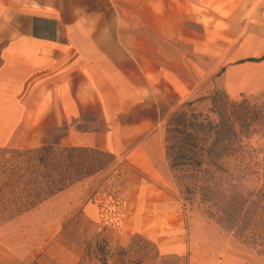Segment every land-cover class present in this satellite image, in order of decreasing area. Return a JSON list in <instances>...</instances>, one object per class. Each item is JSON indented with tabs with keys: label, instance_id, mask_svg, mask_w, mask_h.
<instances>
[{
	"label": "crops",
	"instance_id": "obj_1",
	"mask_svg": "<svg viewBox=\"0 0 264 264\" xmlns=\"http://www.w3.org/2000/svg\"><path fill=\"white\" fill-rule=\"evenodd\" d=\"M195 53L207 56L204 68ZM208 78L230 98L264 94V0H0V148L42 147L62 132L61 145L111 152L140 181L110 226L121 237L143 233L160 254L188 255L191 264H264L221 230L160 243L186 228L175 217L181 203L153 194L175 176L162 140L166 108L196 100ZM79 185L67 189L79 196L64 189L0 222V264H50L56 240L46 244L48 234L99 218V200ZM165 214L172 227L158 229L152 218Z\"/></svg>",
	"mask_w": 264,
	"mask_h": 264
},
{
	"label": "rangeland",
	"instance_id": "obj_2",
	"mask_svg": "<svg viewBox=\"0 0 264 264\" xmlns=\"http://www.w3.org/2000/svg\"><path fill=\"white\" fill-rule=\"evenodd\" d=\"M28 1L36 4L39 0ZM214 22L209 21V25ZM190 25L197 33L202 31L195 17ZM210 33V41L214 43L215 35ZM177 47L174 51L179 54L188 49L184 43ZM194 56L196 63L204 68L207 56L197 53ZM212 80L200 81L203 95L196 100H185L166 108L167 122L162 129V140L165 139L166 146L174 145L170 151L173 155L177 153V144L189 147V157L184 161L191 164L176 167L177 178L171 174L169 180L158 179V189H153L157 201L181 203V213L175 217L186 226L180 237L160 243L186 245L192 233L202 235L221 230L241 247V253L264 260L263 248L259 251L257 247L243 243L232 231L229 233L217 224L209 216L210 210L215 212V208H208V203L201 201L200 190H194L193 184L203 178L208 184L217 185V190L236 194L243 209L254 210L253 201H258L264 208V94L230 98L222 88L213 87ZM187 132L193 136L187 139ZM61 135L62 132H52V139L44 147L0 148V222L34 208L74 184H81L78 189H87L91 199L99 200L100 216L93 222L79 220L76 229L70 228L68 220L65 233L48 234L46 244L56 240L48 256L50 264H191L188 255L160 254L157 243L143 233L133 231L121 237L115 228L122 217L127 198L124 196L130 193L132 203L135 201V191L140 183L136 172L129 162L111 152L61 145ZM213 142L215 145L212 146ZM196 160L202 165L193 164ZM190 173H195L197 178H190ZM187 185H191L193 192L187 191ZM74 189L66 192L79 196V191ZM150 204L151 201L147 202V208ZM60 205L63 209L68 208L69 198L65 197ZM152 211L153 214L161 213L160 210ZM171 217L173 214H165L153 216L152 220L158 229H167L172 227ZM168 237L172 239L177 235ZM28 264L40 262L32 258Z\"/></svg>",
	"mask_w": 264,
	"mask_h": 264
},
{
	"label": "trees",
	"instance_id": "obj_3",
	"mask_svg": "<svg viewBox=\"0 0 264 264\" xmlns=\"http://www.w3.org/2000/svg\"><path fill=\"white\" fill-rule=\"evenodd\" d=\"M218 124L215 125V127ZM176 130H179L177 127ZM187 139L190 136H193V133L187 132ZM215 145L213 142L212 146ZM171 146H165L167 150V157L169 160V165H171L175 177L176 176V167L185 166L187 161H184L187 157H189V151L191 150L189 147L183 146V144H177V153L176 155L170 154L172 151ZM44 147V146H43ZM202 162L200 160L193 161V164L196 166H200ZM191 164V163H189ZM190 178H197L195 173L189 174ZM202 179L201 181H196L193 186L194 190L199 189L202 195L201 201L207 202V207L215 208L214 210H210L209 216L214 218L217 224L222 225L229 233L234 234V237L241 240L243 243L247 245H252L257 247L259 251L263 248V252L261 254L264 255V208L263 205H260L258 201H253L255 208L252 209H243L242 204L238 200V196L236 194H232L229 190H217V185L208 184V181ZM202 181H205L201 183ZM186 189L188 192H193L191 185H187ZM227 191V192H226ZM261 209V211H259Z\"/></svg>",
	"mask_w": 264,
	"mask_h": 264
}]
</instances>
